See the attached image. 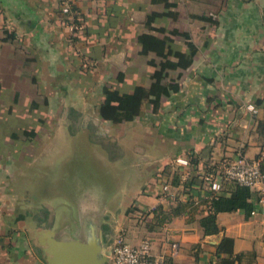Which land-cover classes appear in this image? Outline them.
<instances>
[{"label": "crops", "instance_id": "0c3cea01", "mask_svg": "<svg viewBox=\"0 0 264 264\" xmlns=\"http://www.w3.org/2000/svg\"><path fill=\"white\" fill-rule=\"evenodd\" d=\"M153 14L152 28L188 34L175 47L189 55L193 43V62L167 72L177 90L156 112L146 101L132 122L104 118L105 88L153 84L157 57L139 44L164 38L146 25ZM45 136L78 139L104 165L81 181L77 216L56 214L77 181L72 165L43 162ZM240 156L264 171V0H78L69 17L60 0H0V264H112L119 240H149L167 264H264V183L251 210L218 213L217 232L202 224L238 189L214 195L202 176ZM225 239L232 255L219 253Z\"/></svg>", "mask_w": 264, "mask_h": 264}, {"label": "trees", "instance_id": "16d2710c", "mask_svg": "<svg viewBox=\"0 0 264 264\" xmlns=\"http://www.w3.org/2000/svg\"><path fill=\"white\" fill-rule=\"evenodd\" d=\"M161 16L162 15L160 14H153L148 18L146 25L151 31L162 33L164 35L163 39L152 33H145L139 37V44L142 47L141 54L143 56H148L151 53H154L157 57V59L149 62L151 65L158 68L157 73L152 77L153 84L149 89L136 88L131 94H122L117 90L105 88L103 91L105 102L102 109V116L104 118L112 117V119L119 123L132 122L140 115L143 103L146 101L153 105V109L156 112L160 107L162 98L169 95V90H177L176 86H164V82L167 81L168 78L167 72L186 69L191 66L194 55L197 52L194 44L188 42L187 46L190 50V54L185 55L175 47V40L171 37V35L180 37L184 34L180 33L178 30H174L166 35L165 29H155L151 27L153 21ZM169 16L171 18H176L177 14L170 13ZM187 38L189 37L187 36ZM157 61L158 66L156 65ZM122 78V75L119 76V80H122ZM251 195V189L238 188L235 196L231 199L225 198L224 196L219 199H214L212 203L214 213L205 218L202 222L206 232H217L216 215L220 212L235 211L238 209H246L247 211L251 210V205L247 202L248 199L251 198ZM232 248L233 241L225 239L219 247V253L232 255Z\"/></svg>", "mask_w": 264, "mask_h": 264}, {"label": "built area", "instance_id": "2783aa9c", "mask_svg": "<svg viewBox=\"0 0 264 264\" xmlns=\"http://www.w3.org/2000/svg\"><path fill=\"white\" fill-rule=\"evenodd\" d=\"M78 0H60V10L64 16H72ZM253 112L256 110L249 107ZM175 164L179 166H190V160L178 158ZM217 170L206 173L202 180L212 194L221 192L225 184L237 188L255 189L264 183V172L261 160L249 161L243 157L233 160H223L220 165L215 166ZM168 187L164 188L168 191ZM112 264H167L164 257L153 256L152 243L143 241L138 246L127 244L123 240L117 241L112 251Z\"/></svg>", "mask_w": 264, "mask_h": 264}, {"label": "rangeland", "instance_id": "374dc122", "mask_svg": "<svg viewBox=\"0 0 264 264\" xmlns=\"http://www.w3.org/2000/svg\"><path fill=\"white\" fill-rule=\"evenodd\" d=\"M175 14H177V13H175ZM182 14L185 16L186 12L183 11ZM177 18H178V15L176 18H172V19L177 21ZM186 35L188 36V34H184L183 36H180V38L182 40H189ZM171 37H173V39H175V38H178L179 36L177 37V36L171 35ZM60 119H61V117H60ZM45 121L46 120H43L40 123L42 130L53 131L54 130L53 126H55V124L50 123V122L47 123ZM63 125H64V122H60L58 124L57 129L59 130L60 128H62ZM88 125H90V127H91V126H94V123H88ZM45 137L43 139L42 145L47 146L49 148L52 147V149L50 151V154L48 156H45V158L43 159V162L48 163V164H50L52 162V163H55L59 166L65 165L67 163L72 165L75 168V169H73V171L75 172L73 180L77 181V183H74L75 186L73 188L72 187L71 188L70 187L63 188L64 191H66L65 196L67 197V206L66 207L60 206L58 208L56 214H58V215L61 214V216L67 217L66 214L67 213L70 214L69 211L66 209V208H68L69 210L72 211V213L75 214V216H77L78 215V206L81 205V203H82L81 201L84 198V190L86 189V187H84V185L81 184V181H83L85 179H89V178H96L97 176L98 177L102 176V170L101 169H104V165L102 164V162L99 161L98 155L95 154L93 151L85 150L84 148L81 150V147H79L80 143L78 142V139L74 140L75 141L74 142V141L70 140V138L58 136V137H55L52 140V144H50V139H48L47 136H45ZM100 141L104 142L103 140H100ZM93 155H95V156H93ZM95 165H97V167H95ZM84 166H88L90 168L91 176H89L87 173L83 172V171H85ZM96 174H97V176H95ZM52 177H53V174L50 175V178H52ZM62 178L66 179L65 176H63ZM72 190H73V192H72ZM60 199H62V198H60ZM76 199L79 200L78 205H76L77 204ZM68 217H71V215H69ZM69 219L70 220H68V221H72L71 218H69Z\"/></svg>", "mask_w": 264, "mask_h": 264}]
</instances>
